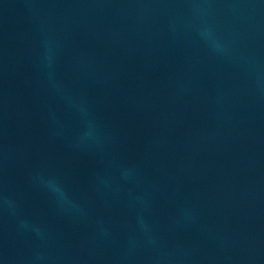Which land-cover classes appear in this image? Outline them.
I'll use <instances>...</instances> for the list:
<instances>
[{
    "label": "water",
    "instance_id": "water-1",
    "mask_svg": "<svg viewBox=\"0 0 264 264\" xmlns=\"http://www.w3.org/2000/svg\"><path fill=\"white\" fill-rule=\"evenodd\" d=\"M0 264H264V0H0Z\"/></svg>",
    "mask_w": 264,
    "mask_h": 264
}]
</instances>
